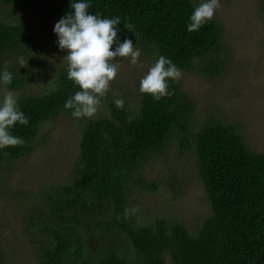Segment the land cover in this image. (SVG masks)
Listing matches in <instances>:
<instances>
[{"label": "trees", "instance_id": "obj_1", "mask_svg": "<svg viewBox=\"0 0 264 264\" xmlns=\"http://www.w3.org/2000/svg\"><path fill=\"white\" fill-rule=\"evenodd\" d=\"M72 2L80 0H0V71L8 61L13 77L0 89L19 91L36 78L43 37L66 55L54 26L74 12ZM83 2L90 5L89 14L120 18L121 43L131 39L141 54L156 61L164 56L182 73L214 78L229 62L215 19L198 31L187 30L198 0ZM258 2L264 7V0ZM128 23L132 31L124 28ZM21 57L28 67L20 68ZM49 74V91H25L18 98L29 123H17L10 132L27 143L0 149V193L6 196L10 163L36 151L47 125L73 117L64 105L79 87L67 78V67L49 69ZM168 90L174 94L159 101L140 93L135 108L128 102L117 108L112 98L104 114L80 118L78 155L66 179L15 196L23 232L35 244L29 264H264V153L253 152L240 129L221 119H208L196 130L194 102L176 81H169ZM174 145L177 152L195 156L211 216L196 228L173 211L125 217L137 192L140 198L157 194L159 184L147 178L145 167L159 154L163 160ZM174 180L166 182L175 198L181 190ZM6 223L0 205V264H22L4 252Z\"/></svg>", "mask_w": 264, "mask_h": 264}, {"label": "rangeland", "instance_id": "obj_2", "mask_svg": "<svg viewBox=\"0 0 264 264\" xmlns=\"http://www.w3.org/2000/svg\"><path fill=\"white\" fill-rule=\"evenodd\" d=\"M220 5L213 19L221 25L229 50L227 66L214 78L183 72L177 83L194 102L196 130L208 119H221L240 129L253 152L264 153V7L258 0H220ZM38 47L43 57L35 64L40 68L39 74L23 89L12 91L18 98L25 91L32 94L49 91L50 85L46 82L49 69L67 67L63 56L55 50L54 40L43 37ZM115 62L119 65L118 75L111 82L110 91L96 115L104 114L106 104L112 98L122 99L135 108L141 93L140 81L156 60L141 54L136 65L130 63V58H117ZM113 93L118 95L113 97ZM4 94L5 89H0V99ZM80 125V119L60 117L43 129L33 154L10 163L5 186L9 185L11 189L7 196L0 193V205L9 240L3 248L13 261L29 264L35 257V244L23 232L15 196L66 179L78 155ZM157 156L145 167L147 178L159 184L157 194L145 193L140 198V192H137L132 196V209H138L135 213L141 214V218L173 211L189 228H196L211 216V210L198 177L195 156L177 152L175 145L163 160L160 154ZM170 178L175 179L173 184L181 190L179 197L174 198L169 190L171 186L166 180Z\"/></svg>", "mask_w": 264, "mask_h": 264}, {"label": "clouds", "instance_id": "obj_3", "mask_svg": "<svg viewBox=\"0 0 264 264\" xmlns=\"http://www.w3.org/2000/svg\"><path fill=\"white\" fill-rule=\"evenodd\" d=\"M89 6L83 0L72 2L70 7L74 12L66 13L54 26L57 44L66 52L63 58L67 62V78L79 87V91L66 101L64 107L71 109V115L77 119L92 118L98 112L110 91L111 82L118 75L117 58H130V63L136 65L141 56V50L134 47L131 39H125L122 43L119 41V17L110 19L89 14ZM220 6V0H203L191 14L187 30L198 31L213 19ZM124 28L132 31L134 25L128 23ZM114 44L117 46L112 50ZM27 61L23 57L19 58L20 68L28 67ZM8 67V61H4L3 70L0 71V83L4 85H10L13 80ZM181 77V69L171 60L160 56L141 79L139 90L159 101L174 94L168 90L169 81L178 82ZM117 95L113 93V97ZM113 102L117 108H123L122 99H114ZM17 123L27 125L29 120L19 108L18 97L5 89L0 100V149L24 146L27 143L23 138L11 134L10 129ZM137 210L126 209L125 217Z\"/></svg>", "mask_w": 264, "mask_h": 264}]
</instances>
